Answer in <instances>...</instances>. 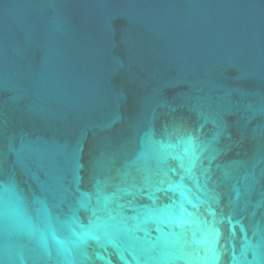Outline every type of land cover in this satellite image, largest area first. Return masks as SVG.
Masks as SVG:
<instances>
[{
  "label": "water",
  "instance_id": "1",
  "mask_svg": "<svg viewBox=\"0 0 264 264\" xmlns=\"http://www.w3.org/2000/svg\"><path fill=\"white\" fill-rule=\"evenodd\" d=\"M0 264H264V0H0Z\"/></svg>",
  "mask_w": 264,
  "mask_h": 264
}]
</instances>
